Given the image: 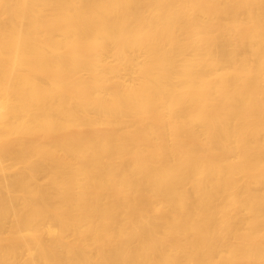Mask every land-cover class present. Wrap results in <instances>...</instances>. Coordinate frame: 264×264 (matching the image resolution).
Masks as SVG:
<instances>
[{"label": "bare ground", "instance_id": "1", "mask_svg": "<svg viewBox=\"0 0 264 264\" xmlns=\"http://www.w3.org/2000/svg\"><path fill=\"white\" fill-rule=\"evenodd\" d=\"M0 264H264V0H0Z\"/></svg>", "mask_w": 264, "mask_h": 264}]
</instances>
